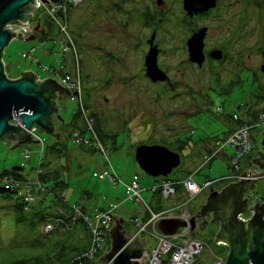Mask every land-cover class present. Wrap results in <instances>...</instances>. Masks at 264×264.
Wrapping results in <instances>:
<instances>
[{"label":"rangeland","instance_id":"1","mask_svg":"<svg viewBox=\"0 0 264 264\" xmlns=\"http://www.w3.org/2000/svg\"><path fill=\"white\" fill-rule=\"evenodd\" d=\"M242 1L251 5L247 8L250 17L248 29L253 35L248 36L243 47H238L232 72L227 75L219 73V84L213 81L211 88H208L209 83L195 85L192 92L170 86L166 89L162 83L147 81L140 72L146 49L144 39L148 38L152 24L151 0H86L82 5L71 9L67 31L78 52L76 59L81 92L78 96H65L57 101L59 112L53 116L52 122L54 134H58L59 140L55 135L35 129L31 133H35L36 138L32 140L38 141L37 145L29 143L11 149L13 144L1 141L0 172L21 166L24 177L30 179L35 170L47 169L45 164L40 167V160L44 158V161L49 162V169L59 172L57 181L65 183L64 186L55 187L53 193H50V199L54 198V194L60 195L67 205L83 207L94 214L95 211H105L111 204L123 203L122 211L118 214L121 212L120 216L127 222L129 214L139 207L132 201H125L122 184L115 185L107 179L101 180L99 175L103 170L107 168L113 171L123 183L138 175L141 187L148 190L156 186V181L146 175L136 163L135 149L139 145L165 146L180 155V166L169 175L170 178H180L199 164L194 161L198 160L195 154L203 149L202 142H212L216 138L222 140L226 118L242 115L245 105L254 109L264 103L261 98L264 96V0ZM234 11L237 17L241 7H235ZM38 19L45 35H38L31 41L13 40L4 49L2 61L8 78L29 71L42 79H50L55 77L54 70L62 66L63 73L72 71L70 74H73L75 58L70 52L57 53L60 47L59 31L50 24L42 9L35 11L29 26L37 27ZM241 19L245 20L243 17ZM170 20L172 16L166 14L157 18V23L165 30ZM32 32L34 31L30 29L27 37L35 35ZM170 35H174V32L170 31ZM171 36L165 32L156 34L161 40L159 44L163 49L162 53H165L164 60L167 61L177 48L175 43H170L171 48H168L165 41L171 39ZM29 52L30 59L24 60L21 54ZM246 53L251 58L246 61L247 65L250 64L249 68L242 64L239 57ZM186 68L179 66L180 74L177 75L185 84L188 82ZM230 78L231 84H223ZM81 103L87 108L94 130L96 121L101 127L100 141L108 147V165L103 155L87 152L76 145L70 136L75 125L82 122V117L76 114L80 113ZM182 103L185 107H182ZM11 124L15 125V122L12 121ZM263 133L264 124L252 132L256 138L254 153H257L253 159L258 157ZM183 138L189 139V144L177 151L174 143ZM54 140L58 143L54 148L56 153H48L46 146L55 142ZM26 152H29L27 160L23 158ZM227 152L229 156L231 151L228 149ZM227 175L226 161L216 158L211 162L210 168L202 170L194 179L196 184L201 185L206 178L217 180ZM27 178L26 181H29ZM258 186L264 187V179L258 181ZM22 187L21 183L16 190L24 193ZM147 194L150 195L151 192H142V198L149 203ZM16 197L15 193L8 199L0 197V264H12L19 259L37 260L39 264H56L55 261L68 260L82 251L87 244V234L81 225L68 232L56 226L55 231L45 235L42 231L44 221L31 212L23 222L17 223L11 208ZM204 202L205 197L200 196L188 207L195 212ZM47 212L51 218L47 222L54 223V209L50 208ZM246 216H250V213L247 212ZM127 228L134 233L133 226L127 225ZM218 231L217 226H210L197 231V238L226 259L227 248L216 245L214 241ZM208 247L201 254L204 259L200 264H212V259L208 258ZM88 264L102 263L95 258Z\"/></svg>","mask_w":264,"mask_h":264},{"label":"water","instance_id":"2","mask_svg":"<svg viewBox=\"0 0 264 264\" xmlns=\"http://www.w3.org/2000/svg\"><path fill=\"white\" fill-rule=\"evenodd\" d=\"M40 1L48 3L47 0ZM48 1L60 4L63 0ZM213 2L214 0H208L207 4ZM38 6L36 0H0V142L13 144L11 149L19 145L37 143L29 133L35 129L55 135L57 139L58 134H54L52 122L53 116L59 112L57 101L63 95L77 96V93L69 92L54 80H38L31 72L21 73L17 80L8 79L5 74L1 58L9 43L13 40H34L36 34L27 37V29H32L37 34L44 33L39 19L37 27L27 25L31 12ZM212 6L214 5L208 7ZM6 25H12L17 31L5 30ZM202 38L203 32H199L190 40L191 62L200 64L203 61ZM219 55V52H216L214 58L219 59ZM156 57L157 50L151 47L144 59L146 75L153 82L164 81L165 76H161V71L156 68ZM12 121L15 125L11 124ZM260 146L263 153L259 152L257 159L253 160L249 169L243 173V176L248 178L239 179L220 193L210 194L206 204L189 220L192 231L196 223L212 214L211 222L219 223V231L214 241L216 245L221 244L228 249L225 264H264V201L261 203L256 198L253 200V206L248 208L252 201L250 194L255 193L258 181L264 179V168L259 164L264 158V133ZM134 158L140 169L153 178H166L180 165L179 154L165 146L139 145L135 149ZM246 193L249 195L244 198ZM247 210L253 214L251 219L240 220L238 215ZM124 223L121 218H113L109 231L110 249L100 258L101 263L138 264L141 258H145L146 254L142 253L143 244L137 238L127 244L130 237ZM181 226L183 223L179 221L165 220L159 223V230L163 234L171 235Z\"/></svg>","mask_w":264,"mask_h":264},{"label":"built area","instance_id":"3","mask_svg":"<svg viewBox=\"0 0 264 264\" xmlns=\"http://www.w3.org/2000/svg\"><path fill=\"white\" fill-rule=\"evenodd\" d=\"M49 3H43L40 0H36V4H39L38 8L31 12L30 20L27 21L29 26L30 21L34 17L35 11L43 10L51 23L57 28L60 34L59 53L70 52L74 57L75 67L73 74L71 72L63 73V66L60 69L54 70L55 77L59 85L66 88L71 93L81 92V83L79 78V69L77 66V48L73 41L72 36L67 31L68 16L71 9L78 7L86 2V0H63L60 4H54L47 0ZM50 6V7H49ZM5 30L11 29V32L17 31V28L12 25H6ZM22 30V28H21ZM30 29H27V33ZM28 59L30 58V52L27 53ZM72 65V63H71ZM73 68V65H72ZM80 114L83 121L82 131H74L73 140L78 146H86L93 148L96 152L103 155L106 164L109 163L108 147L102 143L94 130L92 119L90 118L87 109L80 105ZM234 121L238 120V117H233ZM264 124V110L259 112L256 116V125ZM254 126L247 123L237 124L235 129L224 139L217 140L213 149L204 156L205 163L217 156L218 152L225 147H229L233 150L229 161L228 176L220 178L214 181H208L203 185L196 184L190 177H187L180 181H175L170 178L156 179V186L145 190L141 187L138 180L134 177L126 183H123L121 179L107 168L100 173L101 179H107L109 182L117 185L122 184L124 187V196L126 201H132L137 204L139 209L136 210V214L129 220V224L134 227V233L128 232L129 240L127 244L132 242L135 238L139 240L144 247L143 254H146L145 258H141L138 264H200L204 259L201 254L205 247H208L203 241L194 235L193 229L191 231V224L189 220L195 216L188 207L194 199L201 194L206 188L212 187L213 184L222 181H238L239 179H246L248 177L243 176V172H240V163L244 157L250 154L254 145L251 140L250 131ZM32 132V131H31ZM29 132L32 138H36L35 133ZM41 143V141H40ZM42 149L40 150V152ZM24 159L29 158V152L23 154ZM0 183L5 186L7 190H13L22 183L25 188L24 199L27 202L33 201L34 196L31 194V188L35 187L40 190V184L24 183L17 180L10 175H1ZM182 185L184 189L183 203L174 208L167 210H155L142 198V192L149 191L153 195H156L160 200L175 199L177 196L176 187ZM117 208L116 205L110 206L104 212L95 214L93 216L85 213L81 208L74 206L72 216H65V219L76 222L81 219L85 224L86 230L89 235V244L87 250L78 257L77 260L68 264H81L89 263L93 261L100 253L105 254L110 249L109 245V231L112 228L114 211ZM179 221L183 223V226L179 227L175 233L171 235L163 234L159 230V223L162 221ZM68 223V222H67ZM53 231V225L45 224L43 226V232L48 234ZM106 252V253H107ZM208 258L212 259V264H225V257L213 252L208 247ZM105 264H112L111 262Z\"/></svg>","mask_w":264,"mask_h":264},{"label":"flooded vegetation","instance_id":"4","mask_svg":"<svg viewBox=\"0 0 264 264\" xmlns=\"http://www.w3.org/2000/svg\"><path fill=\"white\" fill-rule=\"evenodd\" d=\"M151 1L153 2V9L150 15V19H152L150 23L152 22V24H150L151 28H149L148 38L144 39L146 49L142 57V68L140 71L147 81L154 84L162 83L166 89L170 86L175 89L183 88L192 92L195 85L200 86L209 83L208 88H211L213 81H217L219 84V73L227 75L233 71L231 68L232 64L235 63L236 56H238V47H243L248 36L251 37L253 35L251 30L248 29L250 17L247 8L251 6L248 2L242 0H214L213 3L207 4L208 0ZM211 4L214 6L208 7ZM237 6L241 7V11L236 17L234 8ZM166 14L172 16V20L169 21L167 28L163 30L164 28L161 27V24L157 23V18H162ZM241 17L245 18V20H242ZM154 20L156 23H153ZM170 31L174 32V35L171 36ZM158 32L159 34L160 32H165L171 36V39L169 38L165 41L169 49L171 48L170 43H175L177 46L176 50L172 51V57H169L170 60L168 61L164 60L165 57L163 55L165 53H162L163 49L159 44L161 40L156 37ZM199 32H203L201 45L203 61L200 64L199 62L190 61L189 47L190 40ZM151 47L157 50L156 68L161 71V76H165L164 81L157 80L153 82L146 75L144 59ZM216 52L220 54L219 59L214 58ZM247 54H240L239 57L242 64L249 68L250 64L247 65L246 63L251 58ZM262 59H264V54ZM179 66L187 67L188 82L186 84L180 81L177 76L180 74ZM170 68L172 71L169 72ZM181 75L183 76V73ZM226 83L231 84V78L223 84ZM182 107H185V105L183 104ZM260 152L263 153L261 148ZM259 164L264 168V158L259 161ZM250 195L252 196V201L258 198V201L262 203L264 201V187L257 184L255 193ZM211 221L212 217L200 221L193 229L194 235L197 237V231L210 226L219 228L217 221Z\"/></svg>","mask_w":264,"mask_h":264},{"label":"crops","instance_id":"5","mask_svg":"<svg viewBox=\"0 0 264 264\" xmlns=\"http://www.w3.org/2000/svg\"><path fill=\"white\" fill-rule=\"evenodd\" d=\"M42 29H43V26H42V24H41V26H40ZM44 35L46 34L45 33V30H44V33H43ZM38 35H42V34H36V36H38ZM31 36V35H30ZM29 36V37H30ZM57 53H59V52H57ZM5 55V53H4V51H3V54H2V58H1V62H2V64H3V66H4V71L6 70V66L4 65V63H3V56ZM58 54H56V56H57ZM21 57L24 59V60H29L28 59V56H27V53H22L21 54ZM26 72H29V71H26ZM25 73V72H24ZM5 74H6V71H5ZM36 77H37V79L38 80H40V81H43V80H46V79H42V78H40L39 76H37L36 74H34ZM7 76V75H6ZM21 77V75H13V77H10V78H8V79H11V80H17V79H19ZM51 80H54V81H56L57 83H58V81H57V78L56 77H52V78H50ZM237 81L239 82V77H238V79H237ZM236 81V82H237ZM237 82V83H238ZM59 84V83H58ZM66 95H63V96H61V98L60 99H62V98H64ZM67 97H69V96H67ZM261 98H263V100H264V96H261ZM245 107V111L243 112V114L242 115H240V116H237V115H232L231 117H229V118H226L227 119V121H226V130H225V132L223 133V136H222V138L221 139H224V138H226L234 129H235V127L237 126V122L236 121H234L233 120V117H238V120L239 121H241L242 123H247V124H249V125H251V126H254L253 128H252V130L250 131V135H251V140H252V142H253V145H254V148H253V150L250 152V154L249 155H247L246 157H244L243 159H242V161H241V163H240V172H246L248 169H249V165L251 164V162L253 161V160H255V159H253V158H255L256 156H257V153L255 154L254 153V149H255V137H254V135H252V132L259 126V125H261V124H257L256 125V116H257V114L259 113V112H261L262 110H264V103L262 104V105H260V106H258L257 108H254V109H252L250 106L248 107L247 105H245L244 106ZM86 108V107H85ZM87 109V108H86ZM79 116H81V114L79 113ZM95 124H96V126H95V128H98V129H100V131H101V127H100V125H99V123L96 121L95 122ZM78 126H80V129L79 130H77V128H74V130H72L71 131V133H70V136L71 137H73L72 135H73V133H74V131H82V128H83V121L81 122V124L79 125L78 124ZM102 132V131H101ZM56 137V136H55ZM60 139V137L58 136V140ZM217 140H219V139H215L214 141H212V142H202L203 143V149L201 150V151H199L198 153H196L195 154V157L198 159L197 161H194V163H197V162H199V164L197 165V167L196 168H194L192 171H190V172H186V173H184L183 174V176L182 177H180V178H170V176H167L166 178H170V179H172V180H175V181H180V180H183V179H185V178H187V177H190L194 182H195V179H194V177H197V176H199L200 175V172H202V170H204L205 168H210V165H211V162L214 160V159H216V158H221L222 160H225L226 161V168H227V171H228V167H229V161H230V157H231V155H232V152H233V150L231 149V148H229V147H225V148H222L219 152H218V154H217V156L216 157H214L213 159H211L210 161H208V162H206L205 163V161H204V156L205 155H207L212 149H213V147H214V145H215V142L217 141ZM55 142H52L51 144H49V145H47L46 146V148H47V152L48 153H56V151H55V147L58 145V143H57V140H54ZM32 144H38V142L37 143H35V142H33ZM187 144H189V139H187V138H183V140H178V141H176V143H174V145H175V149L178 151V150H182L183 148H185L186 146H187ZM41 147L43 148V145H41ZM80 147H83L84 149H86L87 150V152H96L93 148H91V147H86V146H80ZM261 147V146H260ZM169 149V148H168ZM230 150L231 151V154L228 156L227 155V150ZM172 151V150H171ZM256 151V150H255ZM42 152V151H41ZM174 152V151H173ZM259 152H260V150H259ZM175 153H177V152H175ZM178 154V153H177ZM180 156V155H179ZM29 159V158H28ZM27 160V159H26ZM180 163H181V158H180ZM43 165V164H42ZM41 165V166H42ZM45 165H47L46 166V168L47 169H43L42 170V172L44 173V175H46V174H49L50 175V178L48 179V180H50L51 179V181H52V178L56 175V173L55 172H57L56 171V169H49L48 167H49V162L46 160L45 161ZM40 166V167H41ZM180 166V165H179ZM178 166V167H179ZM177 167V168H178ZM40 169L41 168H39V169H37V170H35V172L34 173H31V176H32V178H30L29 179V177L27 178V177H25V178H27L28 180H35L36 179V174L39 172L40 173ZM104 171V170H103ZM173 172V171H172ZM52 173V174H51ZM59 173V172H58ZM228 174H229V171H228ZM147 175V174H146ZM24 176V175H23ZM228 176V175H227ZM136 178L137 180L140 178L138 175H134L133 177H132V179L133 178ZM224 177H226V176H223L222 178H224ZM160 178H163V177H158V178H154L155 180L156 179H160ZM101 180H105V179H101ZM208 181H214V179H210V178H206L204 181H203V183L201 184V185H203L204 183H206V182H208ZM138 182H139V180H138ZM238 181H222V182H218V183H215V184H213L212 185V187L210 188H206L201 194H199L197 197H200V196H204L205 197V202H204V204H203V206L206 204V199L209 197V195L210 194H212L213 192H217V193H220L221 191H222V189H224L225 187H227V186H229L230 184H235V183H237ZM49 184H51V183H49ZM113 184V183H112ZM200 185V184H199ZM217 186H219V187H217ZM123 189V191H124V187L122 188ZM212 189V190H211ZM211 190V191H210ZM24 191V190H23ZM50 191H52V190H50ZM36 192V191H35ZM176 192H177V196H176V198L175 199H168V200H160L159 198H157L156 197V195H153L152 193L150 194V195H148L147 194V196H148V198L147 199H149V204L151 205V207L153 208V209H155V210H167V209H171V208H174V206H178V205H181L182 203H183V199H184V189H183V186L182 185H178L177 187H176ZM49 191L47 192V191H38L36 194L39 196V198H43L44 200H46V201H50L51 199V195H49ZM144 193H146V191H144ZM21 194H23V193H21ZM246 195H249V194H245L244 195V198L246 197ZM196 197V198H197ZM195 198V199H196ZM195 199H194V201H195ZM43 200V201H44ZM53 200H54V198H53ZM126 201V200H125ZM193 201V202H194ZM124 202V201H123ZM192 202V203H193ZM59 203L57 202V206H59L58 205ZM123 203H119L118 205H116L117 206V208L115 209V211H114V217H118V218H123V217H121L120 216V214H122L121 212H120V214H118L119 213V211H122V205ZM66 206H68L67 204H66ZM110 206H112V204L111 205H109V207H108V209L110 208ZM202 206V207H203ZM251 206H253V201H251L249 204H248V208H250ZM202 207H200L199 208V210L202 208ZM81 208H83V207H81ZM107 209H105V211H106ZM191 210V209H190ZM199 210H197V211H195V212H193L192 210H191V212L193 213V214H197V212L199 211ZM84 211L87 213V214H89V215H91V216H93V215H95V214H98V213H101V212H104V211H101V212H98V211H95V214L94 213H90L89 211H87L86 210V208H84ZM96 212H98V213H96ZM247 212H249L248 210L247 211H244L243 212V214H239L238 215V218L240 219V220H242V221H247V220H249V219H251V217L253 216V214H251L250 212V216H246V213ZM135 214H136V211L134 212V213H130L129 214V216H128V219L130 220L132 217H134L135 216ZM73 215H74V213H73ZM113 217V218H114ZM209 217H212V214L210 213V215L209 216H207L205 219H207V218H209ZM129 220L127 221V222H125L124 223V227H125V229H126V231H128V232H130V229H128L127 228V225H130V226H132L131 224H129ZM202 221V220H201ZM196 225H198V223H196ZM77 226V225H76ZM76 226L75 227H73L72 229H70V231H72V230H75V228H76ZM87 244L86 245H88V243H89V235L87 234ZM109 241H110V238H109ZM109 243H111V241L109 242ZM110 245V244H109ZM221 245V244H220ZM222 246H224V245H222ZM226 247V246H225ZM227 248V247H226ZM228 250V249H227ZM104 255V254H103ZM102 255V256H103ZM101 256V257H102ZM100 257V258H101ZM103 264V263H102Z\"/></svg>","mask_w":264,"mask_h":264},{"label":"trees","instance_id":"6","mask_svg":"<svg viewBox=\"0 0 264 264\" xmlns=\"http://www.w3.org/2000/svg\"><path fill=\"white\" fill-rule=\"evenodd\" d=\"M48 21L51 23V21L48 19ZM79 117V112L76 113ZM77 118V117H76ZM95 120H97L95 118ZM238 124L242 123L241 121L237 120L236 121ZM96 126V124H95ZM74 128H77V130L80 129V126H78V124L75 125ZM97 135L99 137V139H102V132L100 131V129L95 128ZM106 145V144H105ZM107 146V145H106ZM42 153V152H40ZM41 164H45L44 158L40 160ZM56 175L51 179L48 180L50 178L49 174L44 175V173L42 172V170L40 169V173L38 172L36 174V179L35 180H29L26 181V178L23 176V168L21 166H17L12 168L10 171H3L1 172V175H10L11 177L16 178L17 180L21 181V182H26V183H39L41 189L37 190L35 187L31 188V194L34 196V200L27 202L24 199V193L21 194V191H18L15 189V191L13 190H7L5 189V186L3 184L0 183V197L2 199L6 198H11L12 194L15 193L17 194V197L15 199V202H13V205L11 206V208L13 209L14 213H15V221L17 223L19 222H23L26 218L27 215L31 212L32 215L36 216L37 218H39L40 220L44 221L42 224V231H43V226L45 224H51L53 225V231L56 230V226L62 227L64 228L67 232L70 231V229H72L73 227H75L76 225H81L84 228V231L86 232V234H88L85 224L83 223V221L81 219H78L76 222H71V220L65 219V217L62 214H65V216H72L73 215V207L74 206H66V202H64V198L61 197L60 195H55L54 194V200L51 199L50 201H46L43 198H39V196L36 194L38 191H49L50 193H53L52 191L55 189L56 186H64L65 183L63 181H57V179L59 178V173L58 171L55 172ZM52 174V173H51ZM169 178V177H168ZM51 183V184H49ZM22 190H24L25 192V188L22 187ZM52 190V191H50ZM36 191V192H35ZM49 193V195H50ZM44 200V201H43ZM57 202L59 203L57 206ZM79 207V206H77ZM53 208L55 211V217H54V223L51 222H47L49 219L51 221V218H49V216L47 215V211L48 209ZM81 208V207H79ZM32 210V211H31ZM82 211H84V208H81ZM85 212V211H84ZM86 213V212H85ZM46 222V223H45ZM68 222V223H67ZM52 231V232H53ZM50 232V233H52ZM48 233V234H50ZM43 234H45L43 232ZM45 234V235H48ZM110 244V243H109ZM88 245H85L82 249L81 252H79V254H77L76 256L68 259V260H62L63 261H55L56 264H68L70 262H73L75 260L78 259V257H81L82 254L87 250ZM103 255V253H100L99 255L96 256V259H100V257ZM34 262V263H33ZM12 264H39V262L37 260L34 261H30V260H26V259H19V260H15ZM81 264H88V263H84L82 262Z\"/></svg>","mask_w":264,"mask_h":264},{"label":"clouds","instance_id":"7","mask_svg":"<svg viewBox=\"0 0 264 264\" xmlns=\"http://www.w3.org/2000/svg\"><path fill=\"white\" fill-rule=\"evenodd\" d=\"M77 96H78V94H77Z\"/></svg>","mask_w":264,"mask_h":264}]
</instances>
